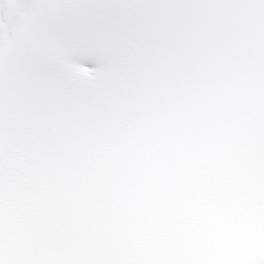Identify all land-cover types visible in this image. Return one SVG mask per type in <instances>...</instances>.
Wrapping results in <instances>:
<instances>
[{
    "label": "snow or ice",
    "instance_id": "6c2138e0",
    "mask_svg": "<svg viewBox=\"0 0 264 264\" xmlns=\"http://www.w3.org/2000/svg\"><path fill=\"white\" fill-rule=\"evenodd\" d=\"M0 264H264V0H0Z\"/></svg>",
    "mask_w": 264,
    "mask_h": 264
}]
</instances>
